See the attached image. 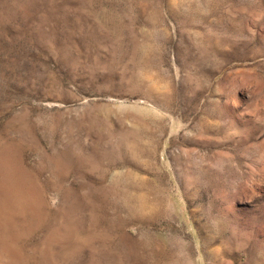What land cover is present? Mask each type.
<instances>
[{"label": "rangeland", "instance_id": "374dc122", "mask_svg": "<svg viewBox=\"0 0 264 264\" xmlns=\"http://www.w3.org/2000/svg\"><path fill=\"white\" fill-rule=\"evenodd\" d=\"M0 264H264V0H0Z\"/></svg>", "mask_w": 264, "mask_h": 264}]
</instances>
